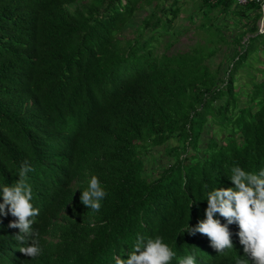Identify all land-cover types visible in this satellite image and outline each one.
I'll list each match as a JSON object with an SVG mask.
<instances>
[{"label": "trees", "instance_id": "obj_1", "mask_svg": "<svg viewBox=\"0 0 264 264\" xmlns=\"http://www.w3.org/2000/svg\"><path fill=\"white\" fill-rule=\"evenodd\" d=\"M261 1L205 0L207 9L247 20L245 28L227 35L219 19L207 18L200 29L208 27V36L173 52L180 0H0V183L15 182L23 161L31 165L26 178L38 209L31 228L41 248L33 258L19 251L6 205L0 264H113V253L126 257L137 233L160 235L175 252L170 264L188 252L198 264L239 257L253 264L235 222L225 253L205 234L177 232L191 201L188 223L203 218V185L232 186L234 165L264 167V79L244 103L236 86L262 42ZM144 9L138 30L126 35ZM165 34L175 39L159 52ZM233 44L242 49L225 69L207 63ZM209 124L229 125L231 134L216 140ZM157 147L174 159L147 169ZM93 175L106 192L98 211L79 199Z\"/></svg>", "mask_w": 264, "mask_h": 264}, {"label": "clouds", "instance_id": "obj_2", "mask_svg": "<svg viewBox=\"0 0 264 264\" xmlns=\"http://www.w3.org/2000/svg\"><path fill=\"white\" fill-rule=\"evenodd\" d=\"M31 171V165L25 160L16 171L18 179L15 182L0 183V215L6 214L7 205V213L16 218L9 222V226L19 229L14 236L19 242V251L33 258L40 254L41 248L31 228L33 217L38 213V209L33 206L32 188L26 178ZM227 177L232 186L216 184L209 188L207 184L203 185L202 199L206 200L203 218H199L194 225L188 223L191 201L188 204L187 221L177 233L187 231L189 234H205L218 253H225L233 249L228 225L235 222L238 225L236 236L243 251L252 257L253 264H264V167L247 171L234 165ZM105 195L100 180L93 175L88 178L86 188L81 189L79 199L88 209L98 211ZM219 217L225 218L223 223ZM29 239L30 243L27 242ZM123 251L120 249L121 253ZM174 256L175 252L160 235L137 233L126 257L113 253V264H170ZM176 264H198V261L195 254L188 252ZM236 264H249V261L239 257Z\"/></svg>", "mask_w": 264, "mask_h": 264}, {"label": "rangeland", "instance_id": "obj_3", "mask_svg": "<svg viewBox=\"0 0 264 264\" xmlns=\"http://www.w3.org/2000/svg\"><path fill=\"white\" fill-rule=\"evenodd\" d=\"M181 11L179 12L178 17L173 23V29L180 31L181 36L178 38L177 42L173 44L171 50L176 52L177 50H186L188 49L197 39L206 38L208 36V27L200 29L203 23L209 25V19H219V23L222 25L225 33L227 35L234 36L235 34L243 31V23L247 20H240L233 11L224 13L220 7L214 9H207L205 0H180ZM236 6H234L235 8ZM149 9H144L138 11L133 18L130 20L124 33L129 36L134 35V31L138 30L142 18ZM243 18V17H242ZM259 27L262 24V18L258 21ZM200 29V30H199ZM197 32L194 33V32ZM261 32V29L260 31ZM250 35V34H249ZM248 36V34H247ZM262 42L258 47V51L251 53L247 59L246 65L241 69L238 74L239 78L236 81V86L239 90V103H244L248 99L247 93L253 88V83L256 81H261L264 79V35L262 36ZM202 38V39H203ZM175 39L174 36L170 34H165L156 42L157 51L162 50V45L166 43L167 40ZM242 49L241 47H236L233 45L222 46L221 50L211 59L208 60V64L212 68H221L225 69L232 57V54L235 51ZM209 130L215 133V139L221 142H225L227 136L230 133V126L220 127L216 124H209ZM208 139L207 135H204V143ZM177 140L174 139L171 143L176 145ZM205 144H200L202 147ZM149 157H146V168L155 169L159 165H165L170 161H173V157L166 155L165 149L162 147L152 148L149 150ZM189 156L196 151L189 149ZM201 152V150H199Z\"/></svg>", "mask_w": 264, "mask_h": 264}, {"label": "built area", "instance_id": "obj_4", "mask_svg": "<svg viewBox=\"0 0 264 264\" xmlns=\"http://www.w3.org/2000/svg\"><path fill=\"white\" fill-rule=\"evenodd\" d=\"M210 2H216L218 0H209ZM251 0H233L234 5L236 6H245L247 5ZM261 12H262V24L259 27V31L261 29V32H264V0L261 1Z\"/></svg>", "mask_w": 264, "mask_h": 264}]
</instances>
